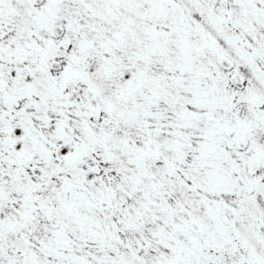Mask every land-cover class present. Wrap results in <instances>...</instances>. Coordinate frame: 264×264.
I'll return each mask as SVG.
<instances>
[{"label":"snow or ice","instance_id":"obj_1","mask_svg":"<svg viewBox=\"0 0 264 264\" xmlns=\"http://www.w3.org/2000/svg\"><path fill=\"white\" fill-rule=\"evenodd\" d=\"M0 264H264V0H0Z\"/></svg>","mask_w":264,"mask_h":264}]
</instances>
